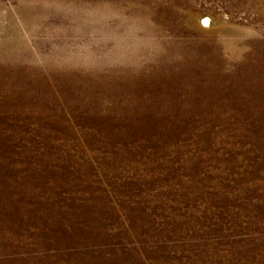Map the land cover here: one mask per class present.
Masks as SVG:
<instances>
[{
	"label": "rangeland",
	"instance_id": "374dc122",
	"mask_svg": "<svg viewBox=\"0 0 264 264\" xmlns=\"http://www.w3.org/2000/svg\"><path fill=\"white\" fill-rule=\"evenodd\" d=\"M0 264H264V0H0Z\"/></svg>",
	"mask_w": 264,
	"mask_h": 264
},
{
	"label": "bare ground",
	"instance_id": "6f19581e",
	"mask_svg": "<svg viewBox=\"0 0 264 264\" xmlns=\"http://www.w3.org/2000/svg\"><path fill=\"white\" fill-rule=\"evenodd\" d=\"M206 19H207V18H206ZM202 21H204V20H202ZM210 22H211V20H210V19H209V20H205V21H204V24H205V25H209V24H210Z\"/></svg>",
	"mask_w": 264,
	"mask_h": 264
}]
</instances>
